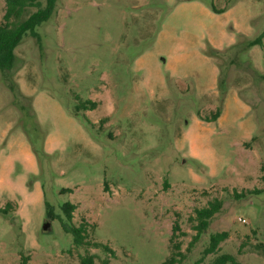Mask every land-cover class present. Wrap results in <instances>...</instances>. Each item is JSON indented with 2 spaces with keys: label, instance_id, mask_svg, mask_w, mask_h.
Returning a JSON list of instances; mask_svg holds the SVG:
<instances>
[{
  "label": "rangeland",
  "instance_id": "1",
  "mask_svg": "<svg viewBox=\"0 0 264 264\" xmlns=\"http://www.w3.org/2000/svg\"><path fill=\"white\" fill-rule=\"evenodd\" d=\"M37 31L0 70V264H196L223 230L200 264H264V0H57Z\"/></svg>",
  "mask_w": 264,
  "mask_h": 264
},
{
  "label": "trees",
  "instance_id": "2",
  "mask_svg": "<svg viewBox=\"0 0 264 264\" xmlns=\"http://www.w3.org/2000/svg\"><path fill=\"white\" fill-rule=\"evenodd\" d=\"M37 0H6V11L4 14V22L0 24V70L10 71L12 70L16 58L15 48L22 40L25 34L31 32L35 36L40 38L37 31V27L42 24L44 21L48 20L55 11V6L57 0H47V3L44 7H39L34 13L30 14L27 18H24L27 7L34 5ZM264 36V32L256 39L251 41L249 44H255L256 42H261V38ZM78 103L77 107L79 109H95L98 106L97 101L92 99L82 100L77 95ZM220 112L217 111L214 115L215 118L219 116ZM249 189L250 192H260L262 189ZM223 206V201L220 198H215L209 202L208 205L197 208L194 215V229L196 230L195 235L189 242L187 250H190L191 247L199 240L201 234L206 231L208 228L211 218L218 213ZM75 205L71 202H67L64 206L66 212L67 220L69 222L64 223V227L67 231L71 232L74 235V240L77 244L88 243L95 246H102L106 250L110 251L115 255V250L106 243L98 241H87L86 240V225L82 222L79 226L71 224L73 218V210ZM178 224L175 223L173 226V233L171 235V242L174 241L176 231L178 230ZM229 232L226 230L217 231L211 233L209 244L204 249V255L196 262L200 264L204 256L213 252H216L220 249V244L222 241L227 239ZM243 244L240 245V248ZM255 246L264 252V246L262 244H255ZM172 253L160 264H178L184 257L185 253L181 249L179 242L175 241L173 243ZM93 255L89 257H83V264H93ZM108 261H106V264ZM210 264H243L236 258L235 255L230 253H222L217 255Z\"/></svg>",
  "mask_w": 264,
  "mask_h": 264
},
{
  "label": "water",
  "instance_id": "3",
  "mask_svg": "<svg viewBox=\"0 0 264 264\" xmlns=\"http://www.w3.org/2000/svg\"><path fill=\"white\" fill-rule=\"evenodd\" d=\"M48 226H49V223L46 222V223L44 224V228L46 229V228H48Z\"/></svg>",
  "mask_w": 264,
  "mask_h": 264
}]
</instances>
